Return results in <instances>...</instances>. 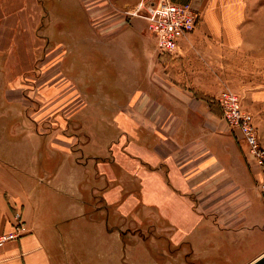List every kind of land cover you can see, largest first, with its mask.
I'll list each match as a JSON object with an SVG mask.
<instances>
[{"label":"crops","instance_id":"1","mask_svg":"<svg viewBox=\"0 0 264 264\" xmlns=\"http://www.w3.org/2000/svg\"><path fill=\"white\" fill-rule=\"evenodd\" d=\"M17 1L21 6L6 15L0 0V35L25 62L24 74L4 78L0 97V115L7 117L0 122V234L12 231L19 215L26 231L0 248V264H139L135 243L150 240L161 242L164 264H173L172 248L188 239L191 245L200 228L226 232L233 247L239 244L261 215L255 205L263 200L261 177L220 108L175 82L156 44L144 49V75L121 79L129 91L110 98L114 106L96 89L84 92L77 62H65L80 40L91 44L86 52L111 50L116 39L124 47L142 40L148 7L159 0ZM251 2L206 0L180 53L206 35L227 50H250V36L264 35L244 25ZM61 9L70 13L64 26ZM112 81L119 90V79ZM245 92L264 146V90ZM25 108L32 121L26 126L34 124L26 143ZM51 159L55 164L47 166ZM262 254L264 247L243 264Z\"/></svg>","mask_w":264,"mask_h":264},{"label":"rangeland","instance_id":"2","mask_svg":"<svg viewBox=\"0 0 264 264\" xmlns=\"http://www.w3.org/2000/svg\"><path fill=\"white\" fill-rule=\"evenodd\" d=\"M192 1L193 3L201 5L199 8V20L195 28L196 30L201 18L202 6L205 5L206 0H189L187 2ZM258 1L259 0H253V2L247 4L249 16L247 20H245L246 23L244 25L255 27V29H257L256 27H261V31L264 32V0ZM2 5L7 15L15 9L14 7L21 6V3L17 0H13L12 2L11 0H8V2L7 0H3ZM50 5V3H47L46 6L50 7ZM56 13H60L61 16L67 13V16L62 18L61 26L66 24V20H70V13L62 9L58 10ZM5 21L9 22L8 20ZM58 21H60V17ZM68 26L69 25H67V27ZM193 32H191V34ZM145 33H147L145 37L144 35L140 36L142 40L136 39L134 45L129 47L126 45L124 47L123 43L119 39H116L111 44V50L105 52H99L98 49L86 52V48L91 44L86 46L84 42L80 40L81 47L75 49L73 46L72 49H75V51L69 50L65 60L67 65L72 61L77 62L75 63L74 69L81 78H85L84 82H80L79 87L82 88L84 92L88 90L89 93L93 91L96 93H98L97 91L104 93L106 104L114 106L110 98L117 96L121 99L127 91H129V83H123L124 87L122 88L121 79L138 78L144 75L147 61L144 55V49H152L155 46L152 35L148 32ZM96 38H98V36ZM212 38L213 39L206 35L204 38L193 40V46H189L191 48L185 55L177 53L163 54L160 56L169 59L167 64L162 63L167 65L168 68L171 67L172 72L175 74L173 76L175 82L192 90L199 99L206 101L212 108L217 105L222 112V106L218 101V96L214 98L210 96V94L215 95L225 88H230L240 95L243 104L246 96L245 94H247L245 90H264V35L258 33L251 35L250 41L248 42L250 43V50L245 51L240 47L237 50H227L224 44H221V42L217 41L214 37ZM3 43V36L0 35V97H2L5 91V77H13L25 73V65L23 64L25 62L16 61L17 57L15 53L11 51L16 48L12 46L11 43H8V45ZM86 53L90 55H86ZM18 54L25 55V52L19 50ZM90 78H105L106 81L100 84H88L87 80ZM112 78L119 79L117 82V85L120 86L119 90L114 88L115 83L112 81ZM95 89L97 91H95ZM1 101L0 99V110H2ZM244 108L247 110L246 106ZM26 109L27 108H25V143L28 142L27 132L30 131L34 125L26 126V124L32 123ZM222 118L226 122L229 130L234 133L235 137L243 141L244 139L239 130L232 128L224 119L223 112ZM6 120L7 117L0 115V122ZM34 123L36 124V122ZM34 129L37 128L35 127ZM30 154L32 153L30 152ZM39 155H42V152ZM49 156L48 150H44L43 158L49 159ZM247 159L250 166H252L248 156ZM54 164V161L51 159L49 163H47V166H53ZM26 168L30 169L28 165ZM41 168L42 167L39 166L37 169L41 170ZM255 205L261 215L251 220V223H253L250 226L251 230L243 237L239 244L234 243L235 247H233V243L229 241L226 232L218 231L204 234L202 228H200L195 233L197 240H194L191 245L189 243L191 240L188 239L181 248H172L173 264H179L181 261L186 262V264H243L254 257L264 247V201L260 199L257 200L256 198ZM202 234L204 237L209 238L212 244L207 243V238L202 237ZM160 243V241L159 243L158 241L152 243L151 240L147 243L136 242L137 253L134 256L135 260L139 262V264H164L168 258L158 252ZM149 247H151V250ZM197 247L203 252V255H197V251H195Z\"/></svg>","mask_w":264,"mask_h":264},{"label":"built area","instance_id":"3","mask_svg":"<svg viewBox=\"0 0 264 264\" xmlns=\"http://www.w3.org/2000/svg\"><path fill=\"white\" fill-rule=\"evenodd\" d=\"M196 3H175L172 0H159L148 7L145 16L147 28L152 35L159 55L177 54L181 51V40L193 32L199 20ZM218 101L222 106L227 123L239 130L248 145V157L252 166L258 169L260 181L258 190L264 200V146L261 142L255 116L243 107L242 99L230 88L220 91ZM26 231L21 216L15 217L13 230L0 234V248L19 239Z\"/></svg>","mask_w":264,"mask_h":264},{"label":"water","instance_id":"4","mask_svg":"<svg viewBox=\"0 0 264 264\" xmlns=\"http://www.w3.org/2000/svg\"><path fill=\"white\" fill-rule=\"evenodd\" d=\"M249 264H264V254H262L261 256H259L257 259H255Z\"/></svg>","mask_w":264,"mask_h":264},{"label":"trees","instance_id":"5","mask_svg":"<svg viewBox=\"0 0 264 264\" xmlns=\"http://www.w3.org/2000/svg\"><path fill=\"white\" fill-rule=\"evenodd\" d=\"M160 57V60L164 63V64H167L169 59L168 58H165L164 56H159Z\"/></svg>","mask_w":264,"mask_h":264}]
</instances>
